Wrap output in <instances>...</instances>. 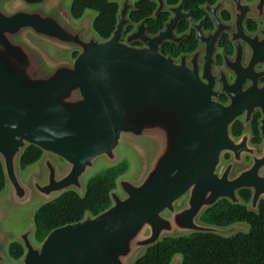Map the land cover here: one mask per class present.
<instances>
[{
	"label": "water",
	"instance_id": "obj_1",
	"mask_svg": "<svg viewBox=\"0 0 264 264\" xmlns=\"http://www.w3.org/2000/svg\"><path fill=\"white\" fill-rule=\"evenodd\" d=\"M118 20L104 40L91 17L75 24L63 0H0V159L13 202L84 196L96 162L116 163L122 143L144 163L138 180H119L122 194L112 192V205L98 216L59 227L40 244L35 225L17 234L20 264H134L167 237L244 232L245 225L221 228L201 217L223 200L244 205L242 190L254 191L250 211L264 200L263 158L235 172L248 140L232 138L237 103L214 100L213 53L204 69L190 68L198 53L165 56L154 45L162 36L132 47L130 38L122 42L126 10ZM35 40L79 54L55 60ZM31 146L44 156L29 186L19 160ZM226 153L234 155L227 164ZM5 217L0 210V264L10 261L2 247L13 238L2 229Z\"/></svg>",
	"mask_w": 264,
	"mask_h": 264
},
{
	"label": "flooded vegetation",
	"instance_id": "obj_2",
	"mask_svg": "<svg viewBox=\"0 0 264 264\" xmlns=\"http://www.w3.org/2000/svg\"><path fill=\"white\" fill-rule=\"evenodd\" d=\"M108 2L118 6L114 32L121 11L126 10L123 43L130 38V46L148 48L147 38L162 36V41L154 45H158L163 55L180 60L183 56L190 59L198 53L197 63H189L190 68L197 69H204L208 53H213L214 100L225 106L232 101L237 103L238 115L231 128L232 138L237 142L244 137L248 140L247 144L244 143L247 150L242 155L243 165L237 166L235 172L251 166L257 158L264 159V0ZM88 12L80 20L71 16L74 23L80 25L84 18L91 17L94 28L96 13ZM235 126L241 131L238 136L233 131ZM233 159V153L224 154V163ZM263 177L264 165L260 170V178ZM247 191L251 193L249 207L254 191ZM13 242L17 241L12 239L2 247L10 258L5 264L14 260L9 255V246ZM20 260L16 261L17 264Z\"/></svg>",
	"mask_w": 264,
	"mask_h": 264
},
{
	"label": "trees",
	"instance_id": "obj_3",
	"mask_svg": "<svg viewBox=\"0 0 264 264\" xmlns=\"http://www.w3.org/2000/svg\"><path fill=\"white\" fill-rule=\"evenodd\" d=\"M88 11H94V30L104 39H109L117 24L118 6L108 0H72L71 16L80 20ZM78 52L73 54L74 59ZM236 136L241 134L238 126L233 128ZM44 152L31 146L19 160L21 170L38 164ZM129 171L127 161L119 162L105 171L87 178L84 196L76 191H68L59 198L41 205L34 216L37 243H42L55 229L77 223L87 214L98 216L111 205V194L116 191L118 182ZM7 188L3 163L0 159V194ZM244 205H232L223 200L202 217L204 224L226 228L236 224L248 227L246 232L224 238L213 234H192L182 237H167L158 245L148 249L134 264H172L176 257L182 264H264V202L259 211H250V191L239 193ZM9 255L20 260L24 249L19 242L9 246Z\"/></svg>",
	"mask_w": 264,
	"mask_h": 264
},
{
	"label": "rangeland",
	"instance_id": "obj_4",
	"mask_svg": "<svg viewBox=\"0 0 264 264\" xmlns=\"http://www.w3.org/2000/svg\"><path fill=\"white\" fill-rule=\"evenodd\" d=\"M71 6V0H63V8L69 12ZM89 15L94 16L92 12H88ZM48 54L55 60L69 59L74 60L73 53L71 51H63L56 48L53 45L44 43L40 40H35ZM127 161L129 164V171L123 178H129L133 180H138L141 177L144 163L140 154L135 151V149L129 143H122L118 148V160L116 163L112 164L107 161L105 158H100L95 167L90 171L87 178H90L97 173L107 170L113 165L118 164L119 162ZM60 167L65 168L66 163L60 161ZM19 173L27 185H31V180L34 176H39L41 170L38 164L26 169L21 170L19 167ZM119 193L122 194L120 188L117 189ZM47 201L40 197L35 196L30 203L25 205H16L13 202L12 191L9 186L0 194V210H3L6 213V217L2 222V229L5 232L12 234L13 240H16L17 234L26 230L29 226L34 225V216L37 209L46 203ZM248 230V227L245 226L244 232ZM7 249V248H6ZM8 264H17L16 261L12 260Z\"/></svg>",
	"mask_w": 264,
	"mask_h": 264
}]
</instances>
